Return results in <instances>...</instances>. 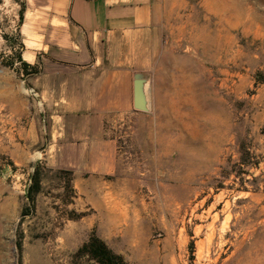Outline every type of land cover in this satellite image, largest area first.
Wrapping results in <instances>:
<instances>
[{
    "label": "rangeland",
    "instance_id": "rangeland-1",
    "mask_svg": "<svg viewBox=\"0 0 264 264\" xmlns=\"http://www.w3.org/2000/svg\"><path fill=\"white\" fill-rule=\"evenodd\" d=\"M164 2L160 105L116 127L123 174L99 233L97 210L10 122L35 94L22 0H0V264H97L78 253L94 232L127 264H264V0Z\"/></svg>",
    "mask_w": 264,
    "mask_h": 264
},
{
    "label": "crops",
    "instance_id": "crops-1",
    "mask_svg": "<svg viewBox=\"0 0 264 264\" xmlns=\"http://www.w3.org/2000/svg\"><path fill=\"white\" fill-rule=\"evenodd\" d=\"M21 13L28 63L37 69L22 82L37 95L30 105L27 97L12 102L18 115L10 122L23 130L26 155L42 152L35 163L72 172L76 199L97 210L100 233L123 174L116 127L142 123L160 105L154 81L151 110L137 109L134 85L137 72L154 74L164 51L165 2L22 0Z\"/></svg>",
    "mask_w": 264,
    "mask_h": 264
},
{
    "label": "trees",
    "instance_id": "trees-1",
    "mask_svg": "<svg viewBox=\"0 0 264 264\" xmlns=\"http://www.w3.org/2000/svg\"><path fill=\"white\" fill-rule=\"evenodd\" d=\"M22 13L20 10V18ZM23 68L27 74L36 73V66H33L27 62L23 63ZM63 173V177L66 178L67 185L71 186L72 172L69 170H58ZM31 184L29 187V197H32V193L38 191L41 185V173L36 167L34 173L31 177ZM79 254L87 255L91 260L95 261L97 264H127L125 257L116 252L111 248L107 242L98 236L95 232L89 237V239L80 247L78 250Z\"/></svg>",
    "mask_w": 264,
    "mask_h": 264
},
{
    "label": "water",
    "instance_id": "water-1",
    "mask_svg": "<svg viewBox=\"0 0 264 264\" xmlns=\"http://www.w3.org/2000/svg\"><path fill=\"white\" fill-rule=\"evenodd\" d=\"M150 73L137 72L135 74L134 98L135 107L140 110L150 111L151 103L149 99ZM4 177L6 174L3 175Z\"/></svg>",
    "mask_w": 264,
    "mask_h": 264
},
{
    "label": "built area",
    "instance_id": "built-area-1",
    "mask_svg": "<svg viewBox=\"0 0 264 264\" xmlns=\"http://www.w3.org/2000/svg\"><path fill=\"white\" fill-rule=\"evenodd\" d=\"M31 91H32L35 95H37V91L35 90V88H31Z\"/></svg>",
    "mask_w": 264,
    "mask_h": 264
}]
</instances>
